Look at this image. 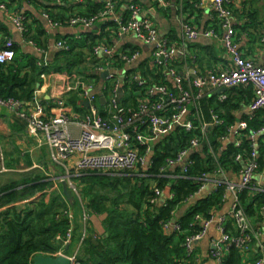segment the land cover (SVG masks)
Wrapping results in <instances>:
<instances>
[{"label": "trees", "instance_id": "16d2710c", "mask_svg": "<svg viewBox=\"0 0 264 264\" xmlns=\"http://www.w3.org/2000/svg\"><path fill=\"white\" fill-rule=\"evenodd\" d=\"M4 1L9 6L11 1L16 0ZM85 1L88 4L87 14L96 13L104 7L101 1ZM26 15L28 16L27 13ZM35 22L39 24L38 21ZM25 25L27 39L39 45L37 35L42 33V27H38L33 34L29 20ZM113 25L116 27L115 23ZM67 43L69 49L60 52L59 61L52 66V70L64 71L80 67L84 53H75L77 43ZM93 46L94 41L90 46L92 51ZM15 50L16 56L12 62L0 64V99L12 98L30 103L34 101L35 88L41 81V74L50 71L51 67L45 66L43 58L20 54L17 44ZM117 67L125 69L122 62L117 63ZM134 74H140L146 80V85L139 86ZM119 75L123 80L120 102L127 108H138L140 98L147 95V87L155 84L169 85L164 70L151 65L149 61ZM88 77L99 83L100 77L96 72ZM105 86L109 88L112 83L107 80ZM238 87L245 85L229 88L224 100L203 95L196 101V106H190L193 130L176 127L153 143V146L137 142L138 149L143 154L147 153L148 147L152 148L149 165H140L133 172L82 171L74 176L73 181L85 200L88 220L84 234L82 223L77 220L74 222L73 235L68 243L65 240L71 224L68 213L66 214L68 200L62 192H52L49 200L46 199L47 194L42 193L25 206L16 204L17 201L34 195L36 191L43 192L52 186L53 180L48 176L39 174L33 180L35 183L30 184L28 191L23 194L15 191L0 196V206L7 205L0 212V264H34L36 255H55L62 244L64 253L68 255L72 254L74 244H80L76 254L77 264H196L195 250L188 251L186 240L202 229L197 215L210 219L222 207L228 192L227 184L217 185L191 204L187 212L177 220L181 227L179 231L169 230L165 225L175 220L178 207L201 191L202 185L207 182L205 174L212 176L230 171L241 173L251 159L253 150L258 152L257 171L264 167V134L255 140L250 137L254 131H259L264 126V108L254 111L251 117H243L246 128L238 130L234 142H224L239 120L235 110L238 109V99L241 97L234 92ZM248 87L250 90L243 89L242 93H253L252 102L255 98L254 90L252 91V86ZM107 88L104 89L106 97ZM171 88L174 93L178 92L177 88ZM68 100L75 112L88 111L78 93L73 92ZM97 106L102 108L101 114L107 116L103 111L106 105L101 103L100 98ZM213 113L218 115L221 122L203 129V124L212 122ZM194 137L206 142L204 149L190 150L184 164L168 168V159L175 158L182 149L189 147ZM238 155H241V159H237ZM26 182L31 183V180ZM254 187L252 182L249 187L237 192L238 200L250 218H260L264 208V191ZM156 190L163 191L162 196H166L164 202L158 201L161 196L153 200L157 197ZM94 214H106L103 234L97 232L89 219ZM234 222L232 217L226 222V230L230 233L236 232ZM259 254L262 255L260 252ZM243 263V254L236 247H230L228 254L223 256L222 264Z\"/></svg>", "mask_w": 264, "mask_h": 264}, {"label": "built area", "instance_id": "2783aa9c", "mask_svg": "<svg viewBox=\"0 0 264 264\" xmlns=\"http://www.w3.org/2000/svg\"><path fill=\"white\" fill-rule=\"evenodd\" d=\"M7 1V0H6ZM82 2L83 0H76ZM97 1V0H92ZM104 4L103 9L99 13L92 16L77 14L71 16L67 22L53 20L48 14H44L49 23L53 27L63 26L65 24L71 26L91 27L97 20L110 18L115 15L117 0H101ZM160 4L166 5L167 0H158ZM209 6L217 17L219 26L223 29V33H217L215 29H209L201 32L198 27L184 20L182 29L185 36L189 40H196L200 35L208 37H220L231 58V63L223 67L208 69L204 73H200L195 77L184 76L175 67V61L180 49L177 44L161 38L155 21L149 17H140V8L137 5H131V13L127 19L116 20V28L118 35L134 34L138 39L154 46L153 66L162 68L166 77H171L178 89L174 93L172 88L166 84H155L147 87V95L140 98L138 108H127L120 102L123 86L122 77L119 75L117 63L122 62L128 66L139 59V51L115 52L113 46L106 43H96L93 46V54L100 57L95 66V72L103 74L108 72L106 81H110L112 86L107 88L108 95L106 98L105 112L107 116H103L98 110V98L94 94L95 81L91 78L83 76L75 77L68 75L70 82L65 88L66 93L77 92L80 101L89 102L88 111L85 113H77L65 95L56 96L54 108L58 113L51 115L46 112L44 106L36 100L33 107L23 114L28 121L29 132L38 135L43 133L51 149L52 159L60 164L76 156L74 171L79 173L82 171H98L110 173L133 172L140 165H146L151 148L148 147L146 154L140 152L137 142L142 145H152L153 142L159 140L163 136L169 134L174 128L181 126L190 131L194 128V122L191 118V105L196 106V101L203 95L208 87L215 89L232 88L239 85L252 86L255 94L254 100L250 107L253 111L264 108V65L256 63L252 59H248L242 55L237 41L236 30L232 23L233 8L232 0H207ZM0 7L9 14L11 21L18 31L23 35L25 41L37 46V44L27 39L25 36L28 16L23 12H12L9 10L5 1H2ZM15 41L10 37L0 38V64L10 63L16 56ZM59 49L67 50L69 45L67 41H58ZM41 50V48H38ZM42 51V50H41ZM43 64V63H42ZM139 86L146 85V80L140 75H133ZM46 73L41 74V78H45ZM67 94V95H68ZM226 95H223L225 98ZM22 102L10 99H0V105L9 108H15ZM72 111V115L69 114ZM213 123H220L217 114L212 115ZM208 124H203V129ZM242 128H246V123H242ZM264 131V126L259 131L251 134L252 140ZM202 141L199 137L192 138L190 146L182 149L175 158H169L167 167H173L178 164H184L190 150L198 148ZM255 145V144H254ZM258 152L253 150L251 159L246 167L241 171V182L233 184L228 181H219L227 184L229 191L234 192V202L232 209L228 214L235 222V233L226 230V222L228 217H224L219 226L222 233L219 241L214 243L211 250V257L218 264H222L225 251L230 247H236L240 251H248L251 243L260 232L246 214L240 201L238 194L240 190L249 187L253 182L255 174L258 170ZM241 159V155L237 156ZM186 170V167L184 166ZM209 175L205 174V180L209 179ZM206 187L204 183L201 187ZM261 191H264L261 190ZM163 191L156 190L157 197L154 201L162 196ZM95 215V214H94ZM70 219V228L67 231L65 243H68L73 235V217L68 214ZM91 217V216H90ZM89 217V219H90ZM106 214L95 215L92 222L97 226V232L103 234V220ZM197 219L201 221L202 229L188 236L186 247L189 252L194 250L196 242L204 238L209 225L214 221V217L203 219L197 215ZM166 228L173 231H179L180 225L173 221L165 225ZM72 264H77L76 255L69 256ZM243 264H264V254L252 262H244Z\"/></svg>", "mask_w": 264, "mask_h": 264}, {"label": "crops", "instance_id": "0c3cea01", "mask_svg": "<svg viewBox=\"0 0 264 264\" xmlns=\"http://www.w3.org/2000/svg\"><path fill=\"white\" fill-rule=\"evenodd\" d=\"M0 1L1 4L4 0ZM131 5H137L140 8L141 18L149 17L155 21L161 38L168 39L177 44L180 53L176 57L175 67L180 74L184 76H196L208 69L223 67L231 63V58L220 37H208L202 34L196 40H189L183 32L182 23L184 20H188L198 27L201 32L215 29L217 33H223V29L219 26L217 17L207 0H167L166 5L160 4L158 0H117L115 15L110 18H101L91 27L71 26L67 24L53 27L50 25L49 19L44 15L46 13L53 20L67 22L70 16H74L75 14L83 13L85 16H92L101 11L99 10L92 14L88 12L87 14L88 4L85 0L82 2L76 0L11 1L8 6L10 11L28 14L33 34H35L38 27H42L43 29L42 33L37 35L39 45L35 46L25 41L23 35L11 21L9 14L0 7V38H12L19 47L20 54L27 57L43 58L44 62H42L46 64L45 66L51 67L50 71L46 72V77L41 78V81L36 85L34 92V101L36 100L42 104L47 113L51 115L58 113V110L54 108L55 98L56 96L65 95L66 85L70 82L68 75L87 78L90 74L95 73V66L100 57L94 56L93 51L90 49L93 41L94 45L99 42L111 45L117 53L139 51V59L128 66L126 65L123 70L124 72L127 69L140 65L144 61H149L153 65L154 46L143 42L134 34L118 35L117 28L113 25L116 20L127 19L131 13ZM232 8L234 13L232 23L236 30V41L242 55L260 65H264V0H232ZM60 18L66 20H61ZM60 40L77 43L75 53H80L79 51L84 53L81 56L80 67L78 69L76 67L64 71L52 70V66L58 63V57L62 51L57 46ZM38 48H41L42 51ZM118 71L122 74L121 69ZM99 77V83L95 82L93 92L96 96L101 97L104 93L106 78L102 76V73L99 74ZM167 80L168 84L175 88L176 84L174 80L171 77H168ZM243 89L245 91L250 90L248 86H245L238 87L234 91L235 95L241 97L238 99V109L235 110V114L239 120L232 128L229 137L225 139V143L236 140L238 130L242 128V123H244L243 117L254 115V111L250 107L254 95L253 93H250V95L247 92L242 93ZM228 91L229 88L226 92L221 93L219 89L208 87L205 89L204 95H207L209 98L214 97L216 100H224L227 98ZM72 93H66L65 95L68 102V98ZM223 95H226V97L223 98ZM34 101L30 103L22 102L20 106L15 108L0 105V196L15 191L18 194H23L28 191L27 189L30 184L35 183L33 182L34 178L39 174H44L53 180L54 185L50 188V192L61 188L60 191L70 200L71 197L68 198L64 190L65 187L67 188V180L61 181L60 178L65 176L71 178L79 174L74 171L75 161L73 162V159H76V156L72 157L68 163L60 164L55 162L51 157V149L45 135L43 133L34 135L29 132L28 121L23 117V114L33 107ZM97 107L101 111L100 109L102 108L100 106ZM105 109L106 107L104 106L103 111ZM69 114L72 115V111ZM207 124L208 128L213 126V124ZM262 134H264V131L259 133L256 139ZM195 149L200 150L198 148ZM152 154L151 148L148 156L149 162ZM28 179L31 180V183L26 182ZM241 179V173L232 171L210 176L203 190L178 207L174 221L177 222L187 212L191 204L195 202V199L205 196L215 189L219 181L224 180L233 184H239ZM56 180H60L61 182H55ZM253 182L256 190L260 191L264 189V167L261 171L256 172ZM43 192L36 191L34 195L19 200L16 204L25 206L40 197ZM165 200L166 196L163 195L158 201L161 203ZM233 202L234 192L228 190L224 204L220 209L215 211L214 221L209 225L206 235L194 245L196 264H218L211 257V250L214 247V243L221 238L222 233L219 226L224 217L227 216L229 218L228 214L232 209ZM6 207L7 205L0 206V212L5 210ZM94 216L91 215L90 219L92 220ZM82 219V227H84L82 228V232L84 234L86 221L88 220L86 213L83 214ZM76 220L81 223V220L79 221L77 217L73 218V222ZM251 221L255 227H259L260 234L251 243L250 249L247 252L241 251L244 262H252L264 254V208L262 216L260 218L252 217ZM97 226L94 225L96 229ZM103 228L104 226H102ZM228 252L229 250L225 251L224 256ZM259 252L262 253L261 256Z\"/></svg>", "mask_w": 264, "mask_h": 264}, {"label": "rangeland", "instance_id": "374dc122", "mask_svg": "<svg viewBox=\"0 0 264 264\" xmlns=\"http://www.w3.org/2000/svg\"><path fill=\"white\" fill-rule=\"evenodd\" d=\"M121 73H123V70H121ZM108 84H109V82H108ZM69 160H71V159H69ZM69 160H67L65 163H68L69 162ZM75 161V159H73V162ZM142 166H145L144 164L142 165ZM73 171V170H72ZM71 174V173H70ZM72 174H73V172H72ZM60 180L62 181V180H67V190L69 191V193H70V195H71V198H70V200H68L64 195V197H65V199L66 200H68V210H67V212H66V214L68 213V214H71V216L73 217V218H75V217H77L78 218V220L81 222V223H83V214L85 213V206H84V202H85V200H84V197H83V195L79 192V188H78V186L75 184V182L73 181V176L71 177V178H69V176H65V177H62V178H60ZM60 180H56L55 182H61ZM53 185H54V183H53ZM52 185V186H53ZM73 185H75V186H73ZM52 186H50V187H48V188H46V189H44V192L43 193H45V194H47L46 195V199L47 200H49V198H50V196H51V194H52V192H50L51 190H50V188L52 187ZM61 190V188H59L58 190H55V191H60ZM54 192V191H53ZM61 192V191H60ZM113 194V193H112ZM79 246H80V244H78V245H73L72 246V254L71 255H76L77 254V252H78V249H79ZM64 247H63V244H62V247H61V249H59V251L55 254V255H59V254H64V255H68V254H65L64 253ZM68 256H70V255H68Z\"/></svg>", "mask_w": 264, "mask_h": 264}, {"label": "water", "instance_id": "95a60500", "mask_svg": "<svg viewBox=\"0 0 264 264\" xmlns=\"http://www.w3.org/2000/svg\"><path fill=\"white\" fill-rule=\"evenodd\" d=\"M108 75V72H104L103 74H102V76L104 77V78H106V76ZM193 77H195V76H193ZM227 91V88H221V89H219V92H226ZM100 100H101V103L103 104V105H105V103H106V98L103 96V95H101V97H100ZM85 104L87 105V106H89V102L88 101H86L85 102ZM211 126V125H210ZM209 126V127H210ZM205 145H206V142L204 141V142H202V144L198 147V149H200V150H203L204 149V147H205ZM146 165H149V159L147 160V162H146ZM65 194L67 195V197L68 198H70L71 197V195H70V193H69V191L67 190V188L65 187ZM197 199H195V201H196ZM194 202V201H193ZM33 262H34V264H72V260H71V258L68 256V255H64V254H59V255H44V254H38V255H36L35 257H34V259H33Z\"/></svg>", "mask_w": 264, "mask_h": 264}]
</instances>
